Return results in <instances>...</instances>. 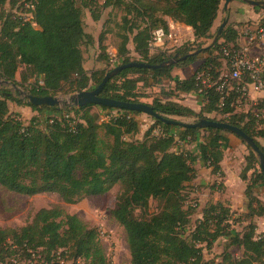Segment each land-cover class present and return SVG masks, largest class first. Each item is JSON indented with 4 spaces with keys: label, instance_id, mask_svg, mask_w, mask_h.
Listing matches in <instances>:
<instances>
[{
    "label": "trees",
    "instance_id": "trees-1",
    "mask_svg": "<svg viewBox=\"0 0 264 264\" xmlns=\"http://www.w3.org/2000/svg\"><path fill=\"white\" fill-rule=\"evenodd\" d=\"M18 1L0 0V6L7 2L13 8ZM28 1L34 3L29 20L0 11V80L23 86L33 77L26 88L33 95L88 91L114 68L92 72L84 68L82 46L91 40L84 30L85 9L92 20L100 18L102 9L118 3L123 4L125 16L133 14V21L123 17L121 27L125 32L117 46L122 57L120 64L131 61L126 56L129 41L140 56V60L133 61L160 65L175 60L156 68L128 67L113 74L99 95L118 101L145 103L141 101L145 95L137 90L139 84L161 86L165 80L174 83L173 90L198 93L202 84L197 74L209 71L214 74L221 64L216 52L222 46L237 44L236 31L226 25L218 39L204 47L205 40L213 35L222 0H22L21 3ZM168 19L189 26L191 42L197 45L194 48L180 45L170 54L161 49L150 51L151 31L158 27L168 30ZM101 38L102 35L100 41ZM194 51L197 52L189 54ZM200 54L203 56L199 57ZM196 61L201 62L184 78L172 75L174 68L185 71ZM21 70L26 74L18 80ZM166 95L168 99L155 97L146 104L163 117L208 118L234 125L253 139L264 156V144L258 140L264 139V100L238 111L235 92L223 97L214 87H204L202 104L194 110L171 99V94ZM9 101L36 111H55L58 115L48 117L43 127L35 117L26 124L10 111ZM92 106L104 114L113 109L123 113L99 120V115L91 112ZM129 112L132 116H127ZM139 113L95 104L35 106L0 87V186L27 196L55 192L70 204L103 194L119 184L118 202L111 213L124 229L131 264H204L203 247H211L220 236H227L231 244L243 249V254L234 258L230 252H224L216 264H264V233L257 237L254 221V217L264 216V205L253 195L256 184L264 185V176L259 158L249 145L227 130L182 128L155 118V124L161 128L158 134L153 133L151 126L141 139H127L139 132L135 118ZM210 113L219 114L220 118L208 117ZM175 127L181 128V137L186 142H196L200 132H206L198 153L176 150L177 141L171 132ZM228 135H234L248 149L241 178L248 180L244 194L249 223L241 233L230 229L229 206L221 201H207L201 219L190 231L194 206L185 208L183 191L197 176L198 160L211 168L212 173L224 175L220 162L230 147ZM150 199L161 204L160 210L147 218H137L134 211H147ZM34 256L40 264H62L60 258L73 264L77 260L82 264L108 263L98 228L60 205L39 208L24 225L0 226V264H17L20 260L26 263Z\"/></svg>",
    "mask_w": 264,
    "mask_h": 264
},
{
    "label": "rangeland",
    "instance_id": "rangeland-1",
    "mask_svg": "<svg viewBox=\"0 0 264 264\" xmlns=\"http://www.w3.org/2000/svg\"><path fill=\"white\" fill-rule=\"evenodd\" d=\"M22 0L18 1L15 7L10 8L9 4L6 2L3 6H0V11H5L10 13L12 16H22L23 18L28 17V11L25 9V5L21 3ZM21 3V4H20ZM25 3V2H24ZM125 9L123 8V4H117L114 6H109L101 10L100 18L98 20H92L90 14L87 9L84 10L83 22H84V30L91 37V40H88L86 44L82 46L83 49V57H84V68L87 72H92L95 70H109L121 63L122 57H120L117 53V46L121 42L120 35L125 32V30L121 27L124 24L123 17L125 16ZM126 19L129 21H133V14H127ZM169 28L176 35L175 41H166L165 44L158 49L165 50L167 54L173 53L177 47L180 45H190L191 47H195L197 44L191 42L189 38V32L186 28L181 26L177 21H170ZM173 22V23H172ZM220 22L215 26L213 30V35L209 38L211 42L213 36L219 27ZM102 35L101 41L100 36ZM129 52L127 53V57L133 60H140V56L138 53L134 52L133 44L129 41L127 44ZM203 55L200 54L199 57ZM201 61H196L195 64L190 65V67H186L185 71H181L180 69L174 68L172 70L173 76L184 77V75L192 72ZM217 62L214 63V65ZM221 65V64H220ZM216 66V65H215ZM220 67V66H217ZM177 73V74H175ZM26 74L25 70H21L19 74H17L18 80L22 76ZM135 75L134 77H136ZM33 77H29L23 86L15 85L13 86L11 83H0V87H4L8 89L15 98L23 100V95L19 93L20 90L28 91L26 88H29L33 81ZM174 83L168 80L163 81L162 85L156 86H142L139 84L138 91L143 93L145 97L141 98L142 102L151 103L153 98L157 97L160 99H168L166 93L172 95L171 99L186 105L192 106L197 109V106H201L202 104V96L197 93H181L179 91L173 90ZM74 94V93H72ZM71 94L57 93L54 96H57L61 103L58 105L59 108L63 107V101H68V98ZM8 106L10 111H12L18 118H20L24 123H29L32 118L35 117L40 127L45 126L46 119L51 116H57L58 112L51 110H42L36 111L31 109L29 106H22V110L16 111L18 104L13 101L8 102ZM250 103H238L237 109L238 111H245ZM91 112L97 113L99 116V120L104 119L107 115L103 113V111H99L96 106H92ZM114 110V109H113ZM112 111V110H111ZM75 121H77L76 115L73 113L70 114ZM208 117L220 118L219 114L210 113L207 115ZM135 118L139 122V132L133 136H127V139H141L144 132L151 126L154 127L153 133L158 134L161 128L155 124V120L152 116L146 113H139L135 115ZM178 119L184 122H195L197 119L194 118H185V117H171ZM180 127H175L172 131L175 130V134L177 136H181ZM206 136V132L201 131L199 134V139L202 141ZM259 142L264 144V139L258 138ZM186 143V140L184 141ZM199 142V141H198ZM194 141L187 142L185 146H182L183 151L192 152L193 149L196 148ZM176 148V147H175ZM237 148V147H236ZM178 149V148H177ZM248 153L247 145L242 143L235 150H229L227 152V161L229 165L236 164L237 161L241 164V170L245 165V156ZM200 161V160H199ZM197 161L196 164L199 162ZM199 166V170L203 167V163ZM205 172V170H203ZM251 171L247 173V177L249 178ZM202 177V173L199 174ZM241 178V174H240ZM242 181V182H241ZM239 180H230L231 185L230 189L227 190L226 186H224V178L223 176H218L214 180L211 181V185L213 186L211 193H209L207 185H198L188 184L183 191V194L186 195L185 208L191 209L189 206H194L191 209L190 215V231L194 227V225L201 219V211L202 205L206 200L208 201H221L226 206H229V220L227 221V225L230 229H233L236 232L241 233L245 226L249 223V219L246 217V205L247 198L245 197L244 191L248 180H243L241 178ZM120 192L119 184L112 186L108 191L103 194H97L92 196H87L82 198L81 200L75 203H65L55 192H43L39 194H35L33 196H27L19 193H15L12 191H8L2 186H0V226H21L29 222L33 216V214L42 207H52L55 205L62 206L67 212L71 214H76L79 218H81L85 223L89 225H94L98 228L100 232L101 244L104 249V252L107 256L108 263L107 264H131L130 262V253L128 249V244L126 241V236L123 227L114 219L111 211L116 207L118 202V196ZM197 192H200L197 195ZM253 195L258 197L261 200V203L264 205V185L262 183H258L254 186ZM207 202V201H206ZM160 203L155 199L149 200L148 209L145 212H142L138 209L134 211V214L137 218H147L152 213H156L160 210ZM262 219L257 222L258 220ZM254 221L257 225L256 235L259 233H264V216L263 217H254ZM188 230V231H189ZM224 252H230L234 258H240L243 254V249L239 246L230 243V240L227 236L218 237L212 244L211 247L205 248L203 247V260L204 264H216L219 262L223 256ZM63 260V261H61ZM62 264H73L71 260H64V258H60ZM17 264H40V260H38L37 256H34L30 261L26 263L24 260H20ZM74 264H82L81 260H77Z\"/></svg>",
    "mask_w": 264,
    "mask_h": 264
},
{
    "label": "built area",
    "instance_id": "built-area-1",
    "mask_svg": "<svg viewBox=\"0 0 264 264\" xmlns=\"http://www.w3.org/2000/svg\"><path fill=\"white\" fill-rule=\"evenodd\" d=\"M24 5L29 9L28 17H25L29 20L32 17L31 10L34 8V3L28 1ZM263 35L264 15L253 29L247 28L244 30L246 38L244 43L222 46L216 52L220 55L221 65L215 69L214 74L211 71L197 74V79L202 84L197 94L201 95L204 87H214L215 91L222 94L223 97L229 96L232 91L235 92L237 94L236 103L245 102L256 105L259 100L253 95L264 91V55L251 54L250 50ZM175 37L176 35L171 29L155 28L151 31L148 40L149 50L156 51L166 41L176 43ZM41 83L42 81H39V84ZM223 97H221V100ZM122 113V111L114 109L109 112L110 115L106 114V117ZM127 116H132V114L129 112ZM176 150H180L179 146H176ZM261 235L259 233L257 237L260 238Z\"/></svg>",
    "mask_w": 264,
    "mask_h": 264
},
{
    "label": "water",
    "instance_id": "water-1",
    "mask_svg": "<svg viewBox=\"0 0 264 264\" xmlns=\"http://www.w3.org/2000/svg\"><path fill=\"white\" fill-rule=\"evenodd\" d=\"M230 1L231 0H224V6H226ZM244 2L254 5V6L264 5V0H244ZM225 24H226V20H223L220 23L215 35L212 38L211 44L218 39V36L223 30ZM195 52L197 51L191 52L189 54H193ZM181 58H185V56ZM174 61L175 60L172 59L168 61L167 63H162L160 65H151V64L144 63L141 61H130L128 63L117 65L111 71L106 73V75L103 77L101 82L96 87L88 91H81V92H76L74 94H71L68 98V101H63V106L80 107L86 104L102 105V106L111 107V108H118V109H125L129 111H137V112L146 113L155 119H162V121L166 124H173V125L180 126L182 128L197 126V127H213L217 129H223V130L230 131L238 135L241 139H243L249 145L252 151L258 156L259 167L264 176V156L262 152L259 150L258 146L256 145V143L253 141L251 137L246 135L240 128L234 125H230L223 121H217V120L208 119V118L197 119L195 122H184V121H180L174 118L160 116L157 112L153 110V108L150 105L146 103L123 102V101H118V100L111 99L108 97H102L99 95V92L101 91L106 81L113 74L119 72L120 70L124 68H128V67L156 68L159 66H164V65L173 63ZM0 83H7V82L0 80ZM12 85L15 86V84H12ZM19 93L23 95L24 97L23 100L35 106H50L51 107V106H58L61 103V100L57 96H54L53 94L38 96V95H33L30 92L23 91V90H20Z\"/></svg>",
    "mask_w": 264,
    "mask_h": 264
},
{
    "label": "crops",
    "instance_id": "crops-1",
    "mask_svg": "<svg viewBox=\"0 0 264 264\" xmlns=\"http://www.w3.org/2000/svg\"><path fill=\"white\" fill-rule=\"evenodd\" d=\"M263 15H264V8L248 4V3L244 2V0H231L226 6H224V0H222L220 7H219V10L217 12V17H216L214 24H213V27H212V31L214 30V28L218 24V22L221 23L223 20H226L225 26L226 25L231 26L237 33L236 43L242 44L246 40V38L244 36V30L247 28L253 29L258 24V22L260 21V19ZM170 21H172V20L170 19ZM177 23H179L181 26H183L184 28H186L188 30L189 35H190L189 38L192 40L193 37H192L191 28L189 26L183 24V23H180V22H177ZM205 41H206V43H205L204 47L211 45L212 40H211V42L209 41V39H206ZM250 52H251V54H255V55H264V35L255 43V45L252 46ZM175 74H177V73H175ZM184 77H185V75H184ZM184 77H180V78H184ZM253 96L256 97L257 100H259V102H261L264 100V91H262L260 93H256ZM191 108L194 110H198L200 108V105L197 106V109L193 108L192 106H191ZM15 110L16 111L22 110V105L15 108ZM179 129L181 130V128H179ZM171 132L175 136V139L177 141V146H179V149L182 150V146H185L187 142L185 143L184 142L185 140H183V138L180 135L177 136L175 134V130L174 131L171 130ZM228 138H229L230 147L224 151L223 158L220 162L221 170L224 173V175H223L224 182H225L224 186H226L227 190L230 189V185H231L230 180L231 179L235 180V178H236V180L241 181V178H240L241 164L239 163V161H237L236 164L229 165V162L227 161V155L226 154L229 150L233 151V150L237 149L239 147V145L242 144V142L240 140H238L234 135H228ZM198 141H196V143H195L196 148L192 150L193 153H198V147H199L198 145H199V143H201V140L198 139ZM201 165L202 164L200 163V161L197 164H195V166L197 168V176L192 180V182L190 184L196 183L198 185L206 186L207 183L209 182V184L207 185L208 191H209V193H211V192L214 193V191H212L213 186L210 183L212 180L217 178L218 174L212 173L211 168L206 167L204 165L201 168V170H199L198 167ZM203 170H205V172H203ZM200 173H202V177L199 176ZM199 194H200V192H197V195H199ZM206 201H208V200H206ZM206 201L203 204H201L202 207L206 203ZM261 220L262 219L258 220L257 222L259 223V221H261Z\"/></svg>",
    "mask_w": 264,
    "mask_h": 264
}]
</instances>
